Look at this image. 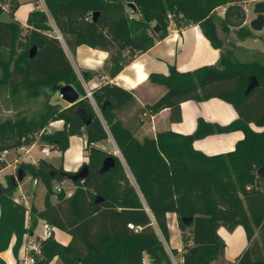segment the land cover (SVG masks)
<instances>
[{
	"label": "trees",
	"instance_id": "16d2710c",
	"mask_svg": "<svg viewBox=\"0 0 264 264\" xmlns=\"http://www.w3.org/2000/svg\"><path fill=\"white\" fill-rule=\"evenodd\" d=\"M248 0H46L48 11L69 48L79 45L109 53L108 73L117 76L137 54L154 46L168 34L171 21L178 27L198 24L212 46L220 50L219 62L181 71L170 66L168 74L150 73L149 80L165 86V93L135 113L156 114L170 109L171 121L181 120V103L186 100L222 98L233 105L239 117L228 124H213L199 118L191 134L171 130L139 139L122 119L137 101L131 91L107 81L93 89L96 103L111 101L102 116L117 143L138 188L131 182L121 159L99 146L109 134L61 41L43 10L30 13L27 26L0 20V86L12 96L22 91L27 97L39 93L52 96L71 84L80 99L62 107L47 103L45 110L28 118L0 121V169L6 166L4 150L32 144L39 135L42 144L64 152L69 138L86 136L89 174L73 181L71 195L54 190L53 179L68 178L71 171L41 158L37 163L21 161L19 168L42 179L47 191L42 209L32 206L27 226V207L14 198L19 182L13 174L0 181V253L15 237V255L26 234L41 218L71 235L67 244L50 236L41 241L35 264L53 258L64 264H174L158 232L170 239L167 213L174 212L183 240L182 264H227L226 243L221 226L245 230L248 247L235 264H264V63L241 62L235 44L228 41L229 26L216 9ZM133 2L137 9L128 6ZM3 8L0 4V14ZM96 13V15H94ZM159 24L160 29L155 30ZM240 38L252 35L248 27L237 29ZM36 50L31 56L30 50ZM19 50V51H18ZM93 76L85 71L84 78ZM251 76L259 82L248 90ZM63 120L60 129L48 130L50 122ZM255 124L259 129L251 126ZM242 130L244 138L227 153L208 155L194 141L215 132ZM115 164L100 172L103 161ZM18 168V169H19ZM56 194V202L50 197ZM192 218L190 222L185 219ZM129 223L141 226L132 229ZM188 231V234H187ZM177 254V249H171ZM145 255L148 262L144 261ZM0 264L7 262L0 256Z\"/></svg>",
	"mask_w": 264,
	"mask_h": 264
},
{
	"label": "crops",
	"instance_id": "0c3cea01",
	"mask_svg": "<svg viewBox=\"0 0 264 264\" xmlns=\"http://www.w3.org/2000/svg\"><path fill=\"white\" fill-rule=\"evenodd\" d=\"M259 1L264 3V0H248L244 3H228L216 9L217 14L223 18L229 26L230 30L227 39L235 44L236 58L240 54L249 55L250 57L249 59H238L241 62L257 61L256 56L259 53L264 54V26L261 30H254L250 26V22L257 17V14L253 10L254 13L250 15L249 3H257ZM0 4L3 8L0 14V20L6 22L15 21L24 26H27V20L32 11L37 9L43 10L46 13L48 11L46 0H0ZM241 27L250 28L253 32L252 35L247 38H240L236 31ZM67 47L69 53L66 49L65 52L69 59L75 60L74 63L70 60L75 70H82L83 77L79 78L87 87H93V89L98 88L101 84L110 81L132 92L137 104L131 111L124 110L121 117L126 124L134 129L135 136L139 139L145 136H156L157 132L164 130H171L181 134H191L197 128L199 118H203L205 121L213 124L225 125L239 117L233 105L219 97L183 101L181 103V120L179 121H171L169 108H165L156 114L135 113L136 108L155 102L166 91L165 86L153 83L149 80L150 73L168 74L170 66H175L181 71H193L200 66L215 65L219 62L220 50L211 45L198 24L178 27L174 21H171L167 36L163 39L156 40L154 46L149 50L137 54L134 60L114 78H111L108 73L107 59L109 53L107 51L95 49L86 44L79 45L75 51L71 50L68 45ZM261 63H264V61ZM138 68H141V71L144 73V79L142 81L139 80L137 75ZM85 71L92 72L93 76L85 79ZM61 126H63V124H61ZM251 126L255 129H259L255 124H251ZM107 132L109 134V131ZM243 138L244 132L242 130L215 132L203 138L196 139L193 145L196 149L208 155L225 154L234 150L236 143ZM115 146L119 149L116 142ZM10 152L12 151L9 150L8 153ZM15 156L16 153L14 152L11 159H8V155H6L5 158L7 162L5 167L11 165V172L13 173L16 165L13 166L15 162L13 163L12 160H14ZM117 156L121 159L119 155ZM24 158H26V155ZM76 159L77 161H82V159L84 160V156L80 154ZM29 161L35 163L37 160L31 159ZM121 161L126 162L124 157ZM3 168L0 169V176L4 175L2 173ZM64 170L75 172L78 168L75 165L73 169L72 167H66ZM20 182L17 188L19 193L16 200L25 204L29 209L26 221L27 226H29L31 222L30 209L33 201L31 197H33L34 192L31 191L30 195L26 194ZM38 182L36 184L33 183L37 185ZM72 192L73 191H67V195H70V193L72 194ZM50 200L56 202L54 195L50 197ZM35 206L40 210L44 207V204L43 206ZM167 220L170 230V239L169 242H166L167 247L169 249H177L178 253L176 254L177 256H175L172 251H167L173 262L176 260L177 264H181L183 261V240L176 214L174 212L167 213ZM44 222L45 220L40 218L35 230L28 234L33 235L32 238H37L38 234L43 233ZM59 231L65 232L55 227L52 235L62 244H67L71 239V235H66L65 233L67 232H65V236L59 239ZM218 233L226 243L225 258L227 264H235L239 255L249 244L244 228L242 226H237L233 231H229L226 227L221 226L218 229ZM236 234L242 238V241L239 248L232 250V244ZM15 239V237L12 239L7 250L0 253V256L7 264H21L24 257L23 241L18 251L19 262L14 261L15 254L13 252V244ZM8 252H10L11 261H8L6 258V253Z\"/></svg>",
	"mask_w": 264,
	"mask_h": 264
},
{
	"label": "rangeland",
	"instance_id": "374dc122",
	"mask_svg": "<svg viewBox=\"0 0 264 264\" xmlns=\"http://www.w3.org/2000/svg\"><path fill=\"white\" fill-rule=\"evenodd\" d=\"M254 4L255 3H253V2L249 3L250 15H252L254 13L253 12ZM49 23L53 26V31H51V32L56 34L58 28L56 27L54 19L52 18V16H51V18L49 17ZM60 41H61L64 49H66V51L69 53L68 47H67L64 39L60 40ZM244 56H246V57H244ZM249 58H250L249 55H244V54H240L239 56H237V59H249ZM256 59L258 62L264 61V54L259 53L256 56ZM70 60L73 63L75 61L73 59H70ZM76 72L80 78L83 77L81 69H77ZM2 74H3V70L0 67V76ZM82 84H83L84 89H86V87H87L86 84L84 82H82ZM85 92H86V90H85ZM47 103L59 104L62 107H66V106L70 105V103L65 101L60 96L59 91L52 96H46L44 93H39L34 97H27L26 93L24 91H22L18 96H12L8 89L4 88L3 86H0V121H4L6 119L16 120L17 118H19L21 116H27L28 118H30L33 115H36L38 112L44 111L45 105ZM94 107H95L97 113L99 114V116L101 117L105 128L107 129V131H109V128L106 124V121L101 116L102 113L100 111V106L94 105ZM58 121H60V122H58ZM60 123L63 124L64 121L63 120H55V121L50 122V124L48 125V130L62 128ZM32 144L34 147L30 150V152L23 153V154L19 155V161L15 162L14 160H12L13 163L15 162L13 164V166L16 165L15 169H14L15 170L14 173L11 172V170H12L11 165L2 169V173L4 174V175L0 176V181L2 183H6L5 182L6 181V175L13 174L15 177L18 175V168H19L20 162L22 160L28 161L25 159H29V160L34 159V160L38 161L39 159L44 158L46 161L52 163L56 168H59L62 166L64 169L66 167H72V169H73V167L75 165L79 169L84 163H86L88 161L89 149L86 148V136L85 135H83V136H78V135L71 136L69 138V146L64 152H61L59 150H57L58 152L52 151L49 156H45L41 151V149L44 147V145L42 144V141H41L39 135L35 136L34 142ZM29 146H31V145L29 144L27 147H29ZM99 146L101 148L107 150L108 152L113 153L114 155L117 153L116 155L121 156L120 152L115 153V151H117V147L115 146V142H114V140L110 134V131H109V138L107 140H105L104 142L100 143ZM9 150H11L12 152L8 153L7 155H8V159H11V157L14 154V151H16V148H12ZM80 153L84 156V160L77 162L76 157L78 155H80ZM25 155L27 157L29 155L30 157L24 158ZM5 163H7V162L5 161ZM123 164L125 166V169H126L128 176L130 177L131 182L135 185L136 188H138L136 181H135L134 177L132 176L126 162L123 161ZM59 174L52 181V184L54 186V190L56 191V193H58V190L56 189L57 186H60L62 188V190L65 191L66 194H67V191H74V189H75L74 182L69 178L59 179ZM20 183L23 186V191L26 192V194L30 195L31 191L34 192L33 197H31L33 200L32 206H34V207H36L35 205L43 206L45 194H46V190H47L46 185L43 182V180L39 179L38 184L35 185L33 183V175L28 172L26 174L25 178L23 179V181H21ZM18 193H19V190L17 189L13 195L15 199L17 198ZM54 198L55 199L57 198L56 194H54ZM158 232H159V234H160V236H161V238L165 244L166 249L171 252V249H169L167 247V243L164 240V237L161 234L159 229H158ZM64 233L65 232L59 231L58 238L62 239L63 236H65V234L66 235L68 234V233H65V234ZM187 234H188V231H187ZM51 236L54 237V235H51ZM241 239L242 238L238 234H236V236L234 238V242L232 244V250L239 248V245L241 244V241H242ZM37 255H41V252H40V254H37ZM175 256H177V255H175ZM6 258L8 261L12 260L10 252L6 253ZM36 259H35V262H36ZM148 260H149L148 256L145 255L144 261L147 262ZM14 261L19 262V253L17 256L15 255ZM174 261L175 262H173V263L177 264L176 260H174ZM49 264H64V263L60 259H57L55 257V258H53V260H51V262Z\"/></svg>",
	"mask_w": 264,
	"mask_h": 264
},
{
	"label": "water",
	"instance_id": "95a60500",
	"mask_svg": "<svg viewBox=\"0 0 264 264\" xmlns=\"http://www.w3.org/2000/svg\"><path fill=\"white\" fill-rule=\"evenodd\" d=\"M128 6L131 7L133 10H136L137 7L133 2H129ZM254 12L257 14V17L254 18L251 22H250V26L254 29V30H261L264 26V3L259 1L257 3H255L254 5ZM94 15H96V13H94ZM155 30H159L160 26L159 24L155 25ZM36 48L33 47L30 52H31V56L34 54ZM259 84L257 78L255 76H251L250 79V83L248 85V90H250L251 88H253L254 86H257ZM59 92L62 95V98L67 101L70 104L75 103L76 101H78L80 99V93L78 90H76L71 84H66L63 85L59 88ZM111 104V101L109 100H105L101 106V110H104L106 108L107 105ZM115 164V157L114 156H108L104 159L103 164L100 168V172H104L107 171L109 168H111L112 166H114ZM258 173L261 175H264V167H260L258 169ZM89 174V165L87 163H84L77 171L69 174L68 178L71 179L72 181H77L79 179H84L85 177H87ZM26 176V172L23 171L21 168L18 169V175L15 177L17 182H20L24 179V177ZM192 220V218H189L188 220L185 219V221L190 222Z\"/></svg>",
	"mask_w": 264,
	"mask_h": 264
},
{
	"label": "built area",
	"instance_id": "2783aa9c",
	"mask_svg": "<svg viewBox=\"0 0 264 264\" xmlns=\"http://www.w3.org/2000/svg\"><path fill=\"white\" fill-rule=\"evenodd\" d=\"M47 14L51 18V14L49 13V11H47ZM56 37L59 40H63V37H62L61 33L58 30H57V33H56ZM85 90H86L85 97L89 98L93 104L97 105L96 101L94 99V95H93V87H86ZM60 96L62 97L61 93H60ZM28 145L29 144H27V145L26 144H22L21 146L16 148V151H14L16 153V156L14 158L15 162L19 161V155H21L23 153L30 152L31 148L33 147V144H30L31 146L27 147ZM41 151H42V153L45 156H49L52 151L54 152V151H57V150L52 148L49 145H46V146H44L41 149ZM8 152H9V150H4L2 152V154H1V159L2 160L6 161L5 158H6V155L8 154ZM116 152H120L121 156L120 155L119 156L121 157V159H123L122 153H121V151L118 148H117V151H115V153ZM29 157H30L29 155H28V157L26 156V158H29ZM25 160H28V159H25ZM26 162H32V161L28 160ZM32 163H34V162H32ZM35 163H37V161ZM33 182L36 184L38 182V179H33ZM56 189L58 191L62 190V188L60 186H57ZM70 195H71V193H70ZM27 210L29 211L28 208H27ZM128 226L130 228H132V229L137 230V231L141 229V226L134 225L133 223H129ZM54 228L55 227L53 225H51V224H49L48 222L45 221L43 223V229H44L43 233L42 234H38L37 238H32L33 235H29V234L25 235L24 243H23L24 257H23V260H22L21 264H34L35 263V259H36L35 256L37 254H40V252H41V241L47 239L48 237H50L52 235V233L54 232Z\"/></svg>",
	"mask_w": 264,
	"mask_h": 264
},
{
	"label": "bare ground",
	"instance_id": "6f19581e",
	"mask_svg": "<svg viewBox=\"0 0 264 264\" xmlns=\"http://www.w3.org/2000/svg\"><path fill=\"white\" fill-rule=\"evenodd\" d=\"M137 75H138V77H139V80H143L144 79V73L141 71V68H138V70H137ZM81 154V153H80ZM79 156V155H78ZM83 160V159H82ZM76 162V161H75ZM77 162H79V161H77Z\"/></svg>",
	"mask_w": 264,
	"mask_h": 264
}]
</instances>
